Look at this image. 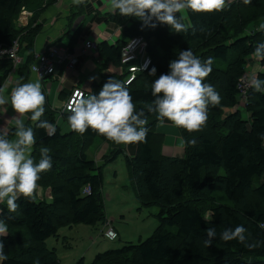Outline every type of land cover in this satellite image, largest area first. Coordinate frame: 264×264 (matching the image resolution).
Returning a JSON list of instances; mask_svg holds the SVG:
<instances>
[{"label": "trees", "instance_id": "obj_1", "mask_svg": "<svg viewBox=\"0 0 264 264\" xmlns=\"http://www.w3.org/2000/svg\"><path fill=\"white\" fill-rule=\"evenodd\" d=\"M54 1L0 0V45L17 39L19 51L25 52L23 63L17 68L18 85L24 84L28 64L33 61V41L41 28L40 13ZM19 10L27 13L24 26L16 22ZM184 13L187 24L196 26L195 33H176L167 24L156 22V27H151L118 11L104 12V22L120 32L111 43L95 42L99 79L90 80L82 92L98 94L110 78L123 83L126 67L120 63L121 51L129 39L139 36L145 42L149 64L125 84L139 110L153 99L152 81L169 71V61L176 59L180 50L189 48L202 61L212 58V72L204 82L212 84L222 97L218 106H209L206 126L202 131L189 133L170 121L183 145L181 155L166 156L161 153L163 134L155 130L161 120L145 110V142L135 143L130 153L122 147H110L97 162L86 153L92 142L108 145L113 141L91 129L80 134L70 128V112L63 108L72 92L68 87H62L57 94L64 101L61 109L52 107L45 95V111L40 119L52 124L55 134L48 135L36 126L38 122L30 121L31 113L24 114V123L36 133L34 162H39L42 148L50 150L52 167L41 173L38 181L39 190H49V199L41 196L33 202L21 196L16 213L8 211L6 202L0 204V219L8 229L7 236H0L8 258L0 264H34L37 259L39 264H60L55 249L45 246L46 238L58 237L60 227L106 223L112 226L102 207L103 167L119 154H123L134 200L141 206L158 207L157 224L141 241H126L118 248L96 252L88 262L79 257L72 264H264V247L249 250L235 239H220L224 229L243 225L251 234L249 242L264 241V93L248 87L239 103L236 88L255 46L264 42V31L257 30L264 22V0H251L248 4L233 0L220 12ZM72 16L71 10L69 17ZM201 27L211 34L201 33ZM80 31V26L73 31L67 49L73 47ZM55 44L53 41L45 48ZM257 61L261 69L253 77L264 80V60ZM108 65L116 71H106ZM153 68L154 75L150 74ZM10 71L11 61L0 59V87ZM239 107L246 113L245 118ZM63 125L67 126L66 132L61 129ZM14 130L15 126L6 131L9 138ZM193 138L197 140L195 146L187 143ZM213 190L222 191L230 204L215 202ZM209 228L216 229V236L212 246L205 247Z\"/></svg>", "mask_w": 264, "mask_h": 264}, {"label": "clouds", "instance_id": "obj_2", "mask_svg": "<svg viewBox=\"0 0 264 264\" xmlns=\"http://www.w3.org/2000/svg\"><path fill=\"white\" fill-rule=\"evenodd\" d=\"M85 2L72 0L74 5H83ZM243 2L248 4L251 0ZM231 3L232 0H111V9L122 16L138 18L151 27H156V22H159L167 24L176 33L189 30L195 33L196 26L190 22L185 24V17L180 13L184 10L192 13L220 12ZM257 30L264 31V22L258 25ZM199 31L211 34L203 27ZM252 56L264 60V42L255 46ZM168 68L167 73L160 74L152 81L150 90L153 99L150 103H144L139 110L127 86L111 78L103 84L98 94L85 95L82 91H75L66 105L70 112L67 118L70 128L80 134L91 129L117 144L145 142L148 132L146 110L155 113L157 119L171 121L189 133L202 131L208 119L209 106H218L222 100L215 87L204 82L212 72V58L202 61L188 48L180 50L178 57L169 61ZM155 71L153 68L150 74L154 75ZM247 83L254 91L264 93V80L258 76L252 77ZM4 91L0 87V105L8 103ZM10 101L16 113L21 116L31 113L30 119L38 122L37 127L45 129L50 136L55 134L54 126L40 119L45 111L46 98L39 80L17 85ZM12 135L14 139H9L7 132L0 133V204L6 202L8 211L16 213L19 208L17 201L21 196L33 202L36 200L40 174L51 169L52 158L50 150L44 147L40 151L39 162H34L32 150L36 133L22 119L15 120ZM187 143L195 146L197 140L193 138ZM206 234L208 239L203 243L205 247H210L216 229L209 228ZM7 235V224L0 219V236ZM250 238L251 234L243 225L234 229L226 228L220 234V239H235L249 250L264 247V241L251 239L249 242ZM7 258L3 240H0V262ZM34 264H39V260H35Z\"/></svg>", "mask_w": 264, "mask_h": 264}, {"label": "crops", "instance_id": "obj_3", "mask_svg": "<svg viewBox=\"0 0 264 264\" xmlns=\"http://www.w3.org/2000/svg\"><path fill=\"white\" fill-rule=\"evenodd\" d=\"M109 2H111V0H86L83 7H77L72 3V0H56L54 3L46 6L39 16V20L41 21V28L36 34L33 41L34 55L38 53L42 48H44L47 44L53 41H56L55 45L66 47L68 41L65 45H63V43L60 42L61 36L70 37L73 31L78 26H80L81 31L73 46L78 45L84 39L93 42L102 40L111 42L113 40L112 34L115 35L116 39V37L119 35L120 30L110 23H105L102 14L106 11H101L102 8L108 7ZM71 10L73 11L74 16L69 17ZM180 15H183L185 17L184 11L180 13ZM26 18L27 16L20 17L21 24L25 25ZM184 22H186V18L184 19ZM19 55L22 57V59H24L25 52L22 50ZM89 59L99 63L95 51L93 49H90L78 60L79 62L76 65L74 64L73 68H69L63 63L58 66L56 73L45 78L46 80H39L28 71V75L24 83L36 82L37 80H39L42 85L43 94L47 95L51 106L61 109L64 101L59 99L57 97V94L62 87H68V89L71 91L74 89H78L79 91L86 90L87 86L86 88L85 86L82 88L78 86V77L84 63ZM21 65L22 64H20L19 66ZM19 66H17L14 71L9 73V76L7 77V79L9 78V80L7 82L5 81L6 83L4 82L3 84L5 89L3 95L7 98L8 103L0 105V133L6 132L9 127L15 126L16 119H22L24 122L27 120V117L25 115L21 116L13 110L10 101L12 92L10 93L9 86H17V84L19 83L20 73L19 71H17V68ZM247 67L248 70H246V72L249 73L251 77L254 75V73L256 74V72L261 69L258 61L253 58V56L249 57ZM115 70L116 69L110 65H108L106 68V71L109 72H115ZM72 84L73 86L71 89ZM155 130L163 134V141L161 145V153L163 155H181L182 150H178V148H176V144H179L178 140L176 139L178 132L171 125H165L157 122L155 124ZM9 139H14V136ZM99 145V147L96 146L97 149L93 150L94 152L92 155L93 159L97 162L101 161L99 154L104 151L105 147L106 152L108 146L105 143L101 142L99 143ZM110 146L122 147L125 153H130L133 152L135 143L117 144L115 142H111ZM115 175V172L111 171L110 177H115ZM41 196L45 199H49V190L38 189L37 197Z\"/></svg>", "mask_w": 264, "mask_h": 264}, {"label": "rangeland", "instance_id": "obj_4", "mask_svg": "<svg viewBox=\"0 0 264 264\" xmlns=\"http://www.w3.org/2000/svg\"><path fill=\"white\" fill-rule=\"evenodd\" d=\"M109 10L111 11V2L108 3L107 8H102L101 11ZM18 15L19 17L18 20L16 19V22H19L21 26H24V24H21L20 22V17L27 16V13L20 11ZM262 21H264V19ZM184 23L187 24V21ZM112 36L113 40H115V35L112 34ZM68 37L69 36H61L60 42L65 45L68 41ZM17 43L19 44L18 40ZM79 44H81V42ZM85 53L80 55L78 53L76 54L75 65ZM68 67L71 68L69 64ZM73 67L74 65L72 68ZM246 70H248V67ZM78 78V86L80 88L84 86L86 88L87 83L90 80L97 81L99 79L98 63L91 59L87 60L84 63L82 70L79 72ZM8 80L9 78H6L2 82V88H4V82H7ZM72 86L73 84L71 85V89ZM15 87L16 86H9L10 93ZM239 112L242 118L246 117V113L242 107H239ZM159 122L165 125H171L175 129L170 121L161 120ZM58 124L61 125V121H59ZM61 129L63 132H66L67 126L63 125ZM176 139L179 142V144H176V148L182 150V139L179 135H177ZM96 146H100L97 140L93 141L92 145L86 150L88 156H92L91 153L93 150L97 149ZM110 147V144H108L106 152L105 147L104 151L99 154L101 160L103 159V154H106ZM111 171L115 172V177H110ZM102 184L101 194L103 212L106 219L111 220L110 223L116 230L117 237L113 240L104 238L101 234L104 229V225L102 224H96L93 226L87 224H75L70 227H60L57 230L58 237L50 236L45 239V246L47 248L55 249L60 264H72L79 257H83L84 261L88 262L96 252L118 248L126 241L136 243L145 239L156 226L157 220L155 214L158 211V207L154 205L141 206L134 200L133 192L129 187V179L123 154H119L113 162L105 164L103 167ZM211 195L217 203L230 204V201L225 197L222 191L213 190ZM169 230L174 232L175 229L169 227ZM13 231H16V229Z\"/></svg>", "mask_w": 264, "mask_h": 264}, {"label": "built area", "instance_id": "obj_5", "mask_svg": "<svg viewBox=\"0 0 264 264\" xmlns=\"http://www.w3.org/2000/svg\"><path fill=\"white\" fill-rule=\"evenodd\" d=\"M90 49H95V42L84 39L81 44L67 49L63 46L50 45L46 48H42L33 57V61L28 64L29 72L33 73L37 78L44 76H50L55 74L59 65L63 64L68 67H72L75 64V57L87 52ZM145 42L137 36L129 39L120 55V63L126 67V73L123 79L124 84H128L134 77L135 73L141 70H145L149 64V58L145 55ZM19 44L17 39H14L9 45H0V59H9L11 61V71H14L17 66L23 63L22 57L19 55ZM68 62V63H67ZM37 69V70H34ZM251 79L249 73H245L241 76L237 83V100L242 103L244 100L245 90L249 87L248 81ZM76 89L73 90L67 101L64 103L63 108L66 109L67 102L72 97ZM102 236L108 240H113L116 237V232L111 225L106 223Z\"/></svg>", "mask_w": 264, "mask_h": 264}]
</instances>
